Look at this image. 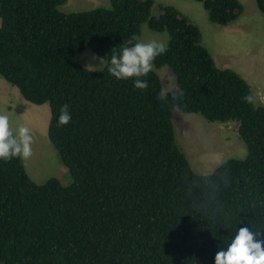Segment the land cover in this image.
Wrapping results in <instances>:
<instances>
[{"label":"trees","instance_id":"1","mask_svg":"<svg viewBox=\"0 0 264 264\" xmlns=\"http://www.w3.org/2000/svg\"><path fill=\"white\" fill-rule=\"evenodd\" d=\"M191 1L220 26L244 11L239 0ZM67 2L0 0V75L27 102L49 104L48 137L72 177L38 184L25 162L0 161V264H215L239 228L264 239V107L244 100L254 99L250 84L217 66L200 27L173 6L154 17L155 0H110L66 14ZM256 4L264 15V0ZM144 23L169 35L146 90L77 61L86 47L110 58L139 41ZM163 67L176 76L172 93ZM65 104L72 120L58 127ZM175 110L236 121L246 158L196 174L176 141Z\"/></svg>","mask_w":264,"mask_h":264},{"label":"rangeland","instance_id":"2","mask_svg":"<svg viewBox=\"0 0 264 264\" xmlns=\"http://www.w3.org/2000/svg\"><path fill=\"white\" fill-rule=\"evenodd\" d=\"M166 1V4L163 2ZM241 1V0H240ZM244 1V0H243ZM156 7L152 16L160 11L158 5L173 6L188 15L202 30V37L209 52L222 69L237 72L251 86L254 104L264 107V15L257 7L256 0L244 1V15L232 27L216 25L209 20L208 13L200 2L191 0H155ZM110 0H68L60 7L66 14L109 8ZM190 6V8L188 7ZM1 25V18H0ZM140 42L157 41L167 46V32L152 31L147 23L141 28ZM107 60L93 53L89 47L77 57V61L92 70L103 69ZM163 83L164 94L176 90V76L168 68L156 69ZM0 114L10 118L13 129L24 125L33 136L32 156L25 162L29 176L38 184H44L51 178L58 179L63 185H69L72 177L62 163L57 149L48 137L51 110L49 104L34 105L27 102L19 91L0 75ZM173 126L176 141L186 155L192 170L199 175L214 172L229 159H244L247 146L238 135V123H211L197 114L173 111Z\"/></svg>","mask_w":264,"mask_h":264},{"label":"clouds","instance_id":"3","mask_svg":"<svg viewBox=\"0 0 264 264\" xmlns=\"http://www.w3.org/2000/svg\"><path fill=\"white\" fill-rule=\"evenodd\" d=\"M166 51L167 47L163 43H144L133 37L118 53L112 54L107 60L102 59L101 64L107 65L110 76L117 80H132L136 89L146 90L149 83L145 77L151 72L153 61ZM159 99H165L163 93ZM244 100L251 103L253 97L245 96ZM71 120L69 106H61L57 126H67ZM32 145L33 136L28 127L20 125L13 129L9 116L0 114V161H27L33 154ZM261 236V232L251 231L247 227L239 228L234 238L224 242L225 247H219L215 264H264V239Z\"/></svg>","mask_w":264,"mask_h":264},{"label":"crops","instance_id":"4","mask_svg":"<svg viewBox=\"0 0 264 264\" xmlns=\"http://www.w3.org/2000/svg\"><path fill=\"white\" fill-rule=\"evenodd\" d=\"M240 1V0H239ZM245 1V0H244ZM244 1L243 0H241L240 2L243 4V6H244ZM164 4H166V1L165 2H163ZM189 8H190V6H188ZM180 12H182V11H180ZM244 12H245V9H244V11H243V14L240 16V18L236 21V22H234L233 24H231V25H228V26H223L224 28H222V29H226L225 27H232V26H234V25H236L237 24V22L241 19V17L244 15ZM185 16H188V15H186L185 13H183ZM197 24V23H196ZM198 25V24H197ZM201 29V28H200ZM202 31V30H201ZM203 38V37H202ZM203 44H204V46L206 47V43H205V39H203ZM207 48V47H206ZM208 49V48H207ZM213 56V55H212ZM215 61H216V59H215Z\"/></svg>","mask_w":264,"mask_h":264}]
</instances>
